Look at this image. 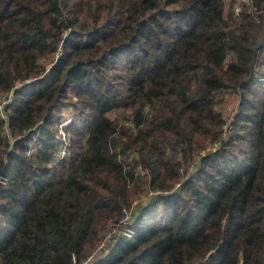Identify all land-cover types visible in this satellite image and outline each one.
<instances>
[{"label": "trees", "instance_id": "obj_1", "mask_svg": "<svg viewBox=\"0 0 264 264\" xmlns=\"http://www.w3.org/2000/svg\"><path fill=\"white\" fill-rule=\"evenodd\" d=\"M229 1L0 0V264H80L147 190L93 264H264V0Z\"/></svg>", "mask_w": 264, "mask_h": 264}, {"label": "built area", "instance_id": "obj_2", "mask_svg": "<svg viewBox=\"0 0 264 264\" xmlns=\"http://www.w3.org/2000/svg\"><path fill=\"white\" fill-rule=\"evenodd\" d=\"M235 11H238V8H236ZM11 99H12V92L0 98V117L4 120L6 119V117L3 111L4 109L3 107L7 105ZM69 118L70 119H65L63 123L59 122L58 124L59 125L58 132L61 133L62 135L61 139L63 142V147L60 149V153L63 152V156H65L67 147L69 146V140L67 136L68 131L66 130V128L71 125L72 120H73L72 116H69ZM216 148H217V144H214L213 146L207 147L205 151H202V153L207 152L209 150H215ZM63 156H60L58 158H62ZM5 182H6V179L0 175V184H4ZM149 196H151V193L148 194V197ZM135 209L136 208H133V209L131 208L130 210H123L122 218L118 221L117 224H114L111 226L110 231L105 235V237L103 238L99 246L96 248V250H100L106 247L107 243H110V242L113 243L115 236L131 237L133 235L134 231L131 227V218H132V213ZM95 251L92 254H90L86 259H84L80 264H91ZM72 264H78V263H76V261L73 260Z\"/></svg>", "mask_w": 264, "mask_h": 264}, {"label": "rangeland", "instance_id": "obj_3", "mask_svg": "<svg viewBox=\"0 0 264 264\" xmlns=\"http://www.w3.org/2000/svg\"><path fill=\"white\" fill-rule=\"evenodd\" d=\"M243 1H245V0H235L236 4L234 6H236V8L239 9V3L243 2ZM226 2H227L226 4H227V7H228L230 1L226 0ZM69 116H72V118H74V111L71 110L70 108L64 109L61 112L57 113L56 117L54 119L55 120L58 119L57 120L58 122H62L63 123V121H65V119H70ZM58 122H57V127H58V130H59V125H58L59 123ZM72 124H73V120H72L71 125ZM69 127L66 128L67 131L69 130ZM58 130L56 132V137H57L56 141L58 142L57 149H58L59 153L57 154L56 157L63 156V152L60 153V149L63 147V142H62V139H61L62 135H61V133L58 132ZM148 194H149V191L147 190L145 193H143L141 195V199H139L140 201L137 204H136V202L138 200L135 203H133V205L134 204L136 205L135 208L140 206V205H143L146 202L145 199L148 197ZM111 245H112V242L107 243L106 247H104V248H102L100 250H96L95 253H94L93 260L91 261V264H93L98 258L106 256L107 252L110 250Z\"/></svg>", "mask_w": 264, "mask_h": 264}, {"label": "water", "instance_id": "obj_4", "mask_svg": "<svg viewBox=\"0 0 264 264\" xmlns=\"http://www.w3.org/2000/svg\"><path fill=\"white\" fill-rule=\"evenodd\" d=\"M4 169H1L0 174L3 172Z\"/></svg>", "mask_w": 264, "mask_h": 264}]
</instances>
